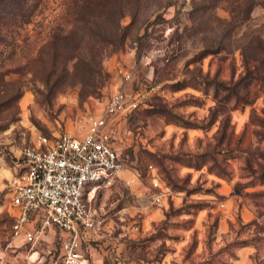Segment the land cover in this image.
Instances as JSON below:
<instances>
[{"label":"rangeland","instance_id":"1","mask_svg":"<svg viewBox=\"0 0 264 264\" xmlns=\"http://www.w3.org/2000/svg\"><path fill=\"white\" fill-rule=\"evenodd\" d=\"M68 1L28 0L0 43V264H64L60 230L15 237L12 180L33 135H83L121 87L149 97L112 120L126 170L85 194V256L264 264V0H81L90 22L52 41Z\"/></svg>","mask_w":264,"mask_h":264},{"label":"built area","instance_id":"2","mask_svg":"<svg viewBox=\"0 0 264 264\" xmlns=\"http://www.w3.org/2000/svg\"><path fill=\"white\" fill-rule=\"evenodd\" d=\"M122 73L127 82L132 80L131 73ZM148 97V92L133 94L121 87L108 99L105 113L89 119L83 135L31 137L11 185L15 237L37 243L58 229L66 235L64 264H92L81 249L83 234L96 228L85 194L91 188L113 185L126 170L113 145L112 120L133 112ZM153 190V201L162 205L167 191L157 179Z\"/></svg>","mask_w":264,"mask_h":264},{"label":"trees","instance_id":"3","mask_svg":"<svg viewBox=\"0 0 264 264\" xmlns=\"http://www.w3.org/2000/svg\"><path fill=\"white\" fill-rule=\"evenodd\" d=\"M21 1L23 4H21ZM81 0H70L63 4V8L58 15L57 22L52 27L50 38L52 41L66 40L73 36L79 24L87 25L90 20L80 11L79 2ZM28 0H0V43L8 42L9 26L24 25L31 21V14L25 7ZM84 27V29L87 27ZM116 42L120 39V30L115 32ZM122 44L116 45L115 49H120ZM12 221L14 222L13 218Z\"/></svg>","mask_w":264,"mask_h":264}]
</instances>
